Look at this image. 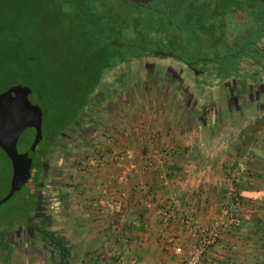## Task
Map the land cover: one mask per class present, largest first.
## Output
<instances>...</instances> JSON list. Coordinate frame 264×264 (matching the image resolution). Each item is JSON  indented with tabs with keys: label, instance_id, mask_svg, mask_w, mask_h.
I'll use <instances>...</instances> for the list:
<instances>
[{
	"label": "rangeland",
	"instance_id": "obj_1",
	"mask_svg": "<svg viewBox=\"0 0 264 264\" xmlns=\"http://www.w3.org/2000/svg\"><path fill=\"white\" fill-rule=\"evenodd\" d=\"M91 1L101 5L96 9L104 24L109 22L114 12H119L126 21L159 28L157 36L148 40L158 49L156 53L142 54L141 60L133 62L129 71L118 66L105 77L101 88L94 94L92 105L69 131L63 133L45 161L42 176L36 184L38 199L32 212L24 208L26 203L31 204V197L26 203L22 201L26 198L27 188H31L32 180L18 189H11L10 198L0 204V264H59L61 261L66 264L67 260L75 259L74 245L78 239L84 238L74 235V230L80 227L75 220L80 214L77 213L78 199L83 188L91 187L85 183L86 180L96 179L99 170L110 159L108 141L111 142V132L115 128L112 119L125 121L128 117L126 113L131 111V115H134L140 101L160 105L177 100L191 105L196 100L199 105L201 100L223 99L219 83H229L244 90L248 85L254 86L258 81H264V7L257 1L152 0L148 5H138L129 0ZM48 3L49 0H41L38 14L43 9L42 13L47 15ZM248 3L252 5L249 9ZM166 4L168 6L164 7ZM154 9L159 10L156 17H153L156 14L151 15L150 10ZM152 19L156 25L150 21ZM34 29L26 33L29 38L26 39L27 48L23 50V55H32L35 59L32 63L34 69L64 71L60 65L57 68L55 58L68 55V47L61 37V27L40 26ZM184 63H193L195 70L186 68ZM43 80L29 87L37 92L41 87L50 89L51 93L54 85ZM42 93L46 96L45 92ZM247 95L250 94L245 91L242 99L246 100ZM31 99L37 103L45 127L51 119L47 116L42 119L38 99ZM250 99L248 96L247 101H252ZM242 105V111L247 112L245 103ZM136 117L142 118L138 112ZM43 146L38 144L35 152L38 153ZM126 149L114 153L111 161L122 164L126 159L119 161L118 156ZM34 166L29 170L31 176L35 174ZM242 175L250 176L244 172ZM82 176L84 181L81 182ZM78 179L80 182L77 183ZM102 184L95 183L92 186L95 188L89 191L91 199L97 194L96 191H100L97 195V199L102 201L99 211L106 213L103 207L106 201H103L110 194L101 188ZM245 209L249 210L247 215L250 217L243 220ZM243 212L240 227L244 226L247 232L254 231L247 225L253 223V227H259L258 230L262 232L264 204L248 206L245 203ZM21 215L30 217L23 221ZM43 233L48 234L46 240L41 239ZM254 241L257 247L252 254L251 251L249 256L242 253L244 258L232 257L231 261L227 257L226 263L264 264V235L259 238L255 236ZM80 259L75 261L79 262Z\"/></svg>",
	"mask_w": 264,
	"mask_h": 264
},
{
	"label": "crops",
	"instance_id": "obj_2",
	"mask_svg": "<svg viewBox=\"0 0 264 264\" xmlns=\"http://www.w3.org/2000/svg\"><path fill=\"white\" fill-rule=\"evenodd\" d=\"M218 88L224 96L217 101H140L134 110L142 118L129 111L125 121L112 119L110 159L96 179L86 180L90 189L80 192L75 219L80 227L74 235L84 238L77 240L75 259L66 264H183L201 231L219 217L226 172L233 166L250 175L240 185L246 205L264 204V81L244 90L229 83ZM245 91L250 95L243 100ZM124 148L130 157L117 165L113 154ZM100 182L110 194L103 202L121 200L118 211H99V190L91 199L89 190ZM248 211L243 220L250 217ZM247 225L254 231L227 229L201 264H227V257L252 254L255 236L264 232ZM176 247L182 252L176 253Z\"/></svg>",
	"mask_w": 264,
	"mask_h": 264
},
{
	"label": "trees",
	"instance_id": "obj_3",
	"mask_svg": "<svg viewBox=\"0 0 264 264\" xmlns=\"http://www.w3.org/2000/svg\"><path fill=\"white\" fill-rule=\"evenodd\" d=\"M253 1L259 2L264 7L261 1ZM49 2L46 4V15L42 13L43 9L38 14L41 0H0V93L16 85L29 88L34 92L35 99H38L42 119L43 116L51 119L46 122L45 127H43L45 122L41 120L42 136L38 144L45 146L41 147L38 153L34 152L32 157V164L37 162L38 169L43 168L63 133L69 131L92 105L94 94L101 88L105 77L113 72V68L121 66L124 71H129L133 62L141 60L142 54L156 53L158 47L154 43L149 44L148 40L157 36L156 33L160 30L148 24L141 25L132 20L126 21L119 12H114L109 22L104 24L96 9L101 5L91 0H49ZM167 6L166 4L164 7ZM247 6L249 9L252 5L248 3ZM150 11L152 16L156 14L153 17L159 14V10ZM51 16L54 18H50ZM152 20L150 21L156 25L155 20ZM40 26L61 27V37L68 47V55L55 58H57V68L60 65L65 69L64 71L34 69L32 63L35 59L32 55H23V50L26 51L27 48L26 39L29 38L26 33L34 28L37 30ZM28 65L32 67V71ZM42 79L54 85L51 93L50 89L41 87L37 92L29 87L38 84ZM42 92H45L47 97L43 96ZM39 175V170L33 177L29 173L22 183L23 186L28 180L35 178L31 179L29 195L22 199L26 203L31 197V204L26 203L24 207L29 213L35 208L38 199L36 191L40 181ZM21 216L23 221L30 217V215ZM43 235L41 239L48 236L46 233ZM57 251L60 253L59 249ZM59 264L65 263L61 261Z\"/></svg>",
	"mask_w": 264,
	"mask_h": 264
},
{
	"label": "water",
	"instance_id": "obj_4",
	"mask_svg": "<svg viewBox=\"0 0 264 264\" xmlns=\"http://www.w3.org/2000/svg\"><path fill=\"white\" fill-rule=\"evenodd\" d=\"M132 1L146 5L152 0ZM31 98H35L32 91L23 85L0 93V204L29 176L28 168L42 136L39 107Z\"/></svg>",
	"mask_w": 264,
	"mask_h": 264
},
{
	"label": "built area",
	"instance_id": "obj_5",
	"mask_svg": "<svg viewBox=\"0 0 264 264\" xmlns=\"http://www.w3.org/2000/svg\"><path fill=\"white\" fill-rule=\"evenodd\" d=\"M129 157L130 151L128 149L121 152L118 156L119 161ZM242 172L244 171L239 166H233L226 172L225 189L219 200V217L211 226L201 231V234L185 256L183 264H201L203 255L218 242L227 229L241 226L245 203L240 192V185L243 181ZM121 204L120 199H113L107 200L103 207L107 212L111 213L118 211L121 208ZM175 252L181 253L182 250L180 247H176Z\"/></svg>",
	"mask_w": 264,
	"mask_h": 264
},
{
	"label": "flooded vegetation",
	"instance_id": "obj_6",
	"mask_svg": "<svg viewBox=\"0 0 264 264\" xmlns=\"http://www.w3.org/2000/svg\"><path fill=\"white\" fill-rule=\"evenodd\" d=\"M184 66L186 67V68H188V69H191V71H194L195 70V67H194V64L193 63H184ZM196 70H198V69H196ZM195 73H200L199 71H195ZM199 75V74H198ZM32 165H35L34 166V168H35V173H36V171L37 170H39V173H40V175L38 176V178L40 179V177L42 176V167H39V169H38V165H37V162L35 163V164H32L31 163V165H30V167L32 166ZM30 167L28 168V171L30 170ZM41 171V172H40ZM30 173V172H29ZM33 177V176H32ZM32 180L33 179H35V178H31ZM38 179V180H39ZM30 188H27V194L29 195V193H30ZM23 201V200H22Z\"/></svg>",
	"mask_w": 264,
	"mask_h": 264
}]
</instances>
